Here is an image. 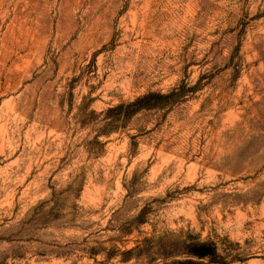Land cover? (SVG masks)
<instances>
[{
    "label": "rangeland",
    "instance_id": "obj_1",
    "mask_svg": "<svg viewBox=\"0 0 264 264\" xmlns=\"http://www.w3.org/2000/svg\"><path fill=\"white\" fill-rule=\"evenodd\" d=\"M189 241L264 264V0H0V264Z\"/></svg>",
    "mask_w": 264,
    "mask_h": 264
},
{
    "label": "trees",
    "instance_id": "obj_2",
    "mask_svg": "<svg viewBox=\"0 0 264 264\" xmlns=\"http://www.w3.org/2000/svg\"><path fill=\"white\" fill-rule=\"evenodd\" d=\"M144 98L137 100L130 106H135L129 114H134L142 109H150L154 107V104H147L139 106L138 103ZM179 252V251H178ZM184 255L186 258L182 260L173 261L171 264H230L225 261V258L221 257L217 253L215 245L211 243H198L189 241L182 247L180 253L175 252L173 255Z\"/></svg>",
    "mask_w": 264,
    "mask_h": 264
}]
</instances>
